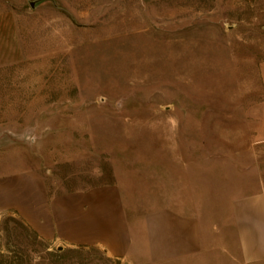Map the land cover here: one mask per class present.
<instances>
[{
  "label": "rangeland",
  "instance_id": "obj_1",
  "mask_svg": "<svg viewBox=\"0 0 264 264\" xmlns=\"http://www.w3.org/2000/svg\"><path fill=\"white\" fill-rule=\"evenodd\" d=\"M263 63L264 0H0V264H264L231 213ZM183 202L204 246L151 259L136 219Z\"/></svg>",
  "mask_w": 264,
  "mask_h": 264
},
{
  "label": "crops",
  "instance_id": "obj_2",
  "mask_svg": "<svg viewBox=\"0 0 264 264\" xmlns=\"http://www.w3.org/2000/svg\"><path fill=\"white\" fill-rule=\"evenodd\" d=\"M262 69L264 74V63ZM262 106L257 134L264 137V102ZM121 207L122 205L118 206L119 211ZM174 207L170 205L166 208H149L136 219L135 230L141 240L137 242V247L151 259L154 258L153 249L157 251L156 247L165 249L169 259H177L194 254V250L205 244L198 237L200 227L197 218L193 216L194 214L184 212L191 208L190 205L187 206L183 202L179 204V208L178 205ZM231 213L235 231L238 234L246 233L248 242L246 255H253V259L257 256L264 257V194L261 190L233 199Z\"/></svg>",
  "mask_w": 264,
  "mask_h": 264
},
{
  "label": "water",
  "instance_id": "obj_3",
  "mask_svg": "<svg viewBox=\"0 0 264 264\" xmlns=\"http://www.w3.org/2000/svg\"><path fill=\"white\" fill-rule=\"evenodd\" d=\"M30 5H32V6H33V5H34V1H31V2H30Z\"/></svg>",
  "mask_w": 264,
  "mask_h": 264
}]
</instances>
